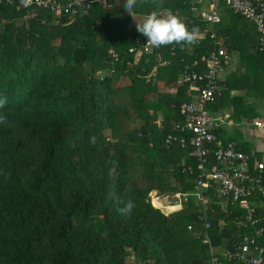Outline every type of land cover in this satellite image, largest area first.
<instances>
[{
    "label": "trees",
    "instance_id": "16d2710c",
    "mask_svg": "<svg viewBox=\"0 0 264 264\" xmlns=\"http://www.w3.org/2000/svg\"><path fill=\"white\" fill-rule=\"evenodd\" d=\"M124 3L93 2L74 16L0 4V95L8 98L0 108L6 117L0 124V264H130V257L139 264H208L192 197L165 216L150 205L148 193L191 191L193 175L176 167L185 153L162 146L179 121L177 106L191 97L184 85L173 94L164 89L211 45L202 38L183 50L161 46L136 61L127 52L144 38L132 16L171 10L189 29L201 31L207 26L190 9L206 3L138 0L129 12ZM220 13L215 31L228 66L236 55L238 71L218 82L225 90L207 110L256 116L253 103L264 105V53L255 49L250 24L226 8ZM236 88L246 91L252 105L228 98ZM211 192L206 233L221 250L248 228L234 221L243 211ZM128 199L135 208L121 215L117 208ZM251 200L263 228L257 244L264 246V169Z\"/></svg>",
    "mask_w": 264,
    "mask_h": 264
},
{
    "label": "built area",
    "instance_id": "2783aa9c",
    "mask_svg": "<svg viewBox=\"0 0 264 264\" xmlns=\"http://www.w3.org/2000/svg\"><path fill=\"white\" fill-rule=\"evenodd\" d=\"M109 1L70 0L62 3L57 0H31L28 7H23L20 6V0H0V4L14 6L16 11L35 7L52 14L74 16L77 13H85L93 2L108 7ZM196 1L206 3L205 8L192 7L190 9L207 26L199 30L198 39L207 38L211 49L207 50L199 61L191 62L190 67L197 68V70L185 65L174 85L165 88V92L170 94L172 90L175 91L176 87L184 85L187 87L186 95L191 99L177 106L179 121L171 125L169 132L162 139L164 149L169 150L175 146L185 152L187 159L191 160L185 162L182 159L176 163V167L187 175H193L192 188L190 192L163 194L151 191L148 193L149 203L166 216L179 211L192 197L196 205V220L202 225L201 243L208 247V264H221L222 261L231 264H264V246L257 244L263 228L259 226V220L254 216V203L251 200L261 183L264 164L261 161L252 160L251 156L237 149L234 143L224 144L218 140L215 132L223 124L225 116L219 113L212 114L207 110V106L220 94L219 72L229 65V57L222 47V39L215 31V27L221 20L220 9L226 8L252 25L256 34L255 49L259 53H264V0ZM146 42V37H144L139 48L127 50L128 53L134 54V61L141 53H149L153 49ZM173 48L171 44L170 51ZM111 56L113 62H118L119 59L115 53L112 52ZM252 126L260 127L261 124L255 121ZM157 127L161 128L160 122H157ZM208 190L212 191L213 197L228 200L231 205L235 204L243 211L241 218L235 217L234 221L237 227L248 228L247 234L236 242L232 241L228 248L221 250L210 245L206 233L209 228L206 219V211L210 203L206 195ZM152 201L165 207H175V209L164 212L160 207L153 206ZM190 229L188 226L187 230ZM128 261L130 264H139L134 263L132 257Z\"/></svg>",
    "mask_w": 264,
    "mask_h": 264
},
{
    "label": "crops",
    "instance_id": "0c3cea01",
    "mask_svg": "<svg viewBox=\"0 0 264 264\" xmlns=\"http://www.w3.org/2000/svg\"><path fill=\"white\" fill-rule=\"evenodd\" d=\"M135 17L145 19V17H139V16H135ZM236 66H237L236 55H233L230 57V66L222 70L223 71L222 75H220L221 71L219 72L218 82L222 78H224L225 74L231 73L233 72V70L238 71V69L235 68ZM218 85L220 88V94L217 95L215 98L220 97L222 94L221 92L225 90L224 85L223 86L221 84H218ZM173 93L174 91L172 90L170 94H173ZM228 98L238 99V103L242 106L252 105L250 101L251 97H249V95L246 93L244 89L236 88V89L229 90ZM253 106L255 109V113L257 115L255 116L251 112L249 113L250 116L246 118H243V117L238 118L239 115L238 114L234 115L233 112H231V109H227V108L219 109L218 113L221 116H225V118L223 119L224 120L223 124L220 125V127L216 130L215 136L218 140H220L224 144L229 143V142L234 143L237 149L241 150V152L242 150H244L246 152L245 154L251 156L252 160L261 161L264 164V144L259 145L258 143L259 141L258 142L255 141V139L260 140L261 136H264V111H256V109H261V107L264 110V105L260 101H258V102L253 103ZM235 120H239V121H235ZM255 121L260 122L261 126L260 127L252 126V123ZM171 148H176V147L174 146ZM182 159L186 162V159H187L186 153H185V158H181L180 160ZM179 161L177 163H179Z\"/></svg>",
    "mask_w": 264,
    "mask_h": 264
},
{
    "label": "clouds",
    "instance_id": "9594fccd",
    "mask_svg": "<svg viewBox=\"0 0 264 264\" xmlns=\"http://www.w3.org/2000/svg\"><path fill=\"white\" fill-rule=\"evenodd\" d=\"M138 0H125L123 5L126 12L131 11L137 4ZM31 0H20V6L28 7ZM136 31L146 37V44L159 48L171 44L180 45L183 50L185 46H192L198 42V28H189L181 18L168 10L166 14H160L153 10L148 13L142 22H135ZM7 96L0 95V108L7 104ZM6 123V117L0 115V124ZM95 137L91 138L95 142ZM123 207L117 208L121 215H130L135 208L133 200L128 199L126 202L121 201Z\"/></svg>",
    "mask_w": 264,
    "mask_h": 264
},
{
    "label": "rangeland",
    "instance_id": "374dc122",
    "mask_svg": "<svg viewBox=\"0 0 264 264\" xmlns=\"http://www.w3.org/2000/svg\"><path fill=\"white\" fill-rule=\"evenodd\" d=\"M54 15H57V14H54ZM132 18H133L132 21L134 22V24H135V22H138V23H139V22H142V21L144 20V18H138V17H135V16H132ZM222 72H223V71L220 72V75L223 74ZM258 108H259V106H258ZM256 111H264V110H263L262 107H261V109H256ZM260 140H261V141H260ZM260 140H259V139H255L256 142L259 141V142H258L259 145H260V144H264V136H261ZM152 203H153V201H152ZM153 205H154L155 207H156V206H157V207H159V206L161 207V205H159V204H154V203H153Z\"/></svg>",
    "mask_w": 264,
    "mask_h": 264
},
{
    "label": "bare ground",
    "instance_id": "6f19581e",
    "mask_svg": "<svg viewBox=\"0 0 264 264\" xmlns=\"http://www.w3.org/2000/svg\"><path fill=\"white\" fill-rule=\"evenodd\" d=\"M153 204V203H152ZM154 206V205H153ZM157 207V206H156ZM160 207V206H159ZM160 208H162V209H164L163 207H162V205H161V207Z\"/></svg>",
    "mask_w": 264,
    "mask_h": 264
}]
</instances>
